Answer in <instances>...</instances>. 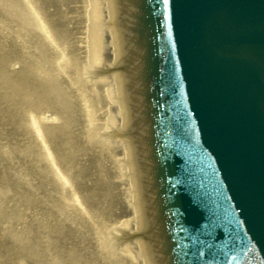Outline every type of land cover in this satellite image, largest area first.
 I'll list each match as a JSON object with an SVG mask.
<instances>
[{"label":"water","instance_id":"95a60500","mask_svg":"<svg viewBox=\"0 0 264 264\" xmlns=\"http://www.w3.org/2000/svg\"><path fill=\"white\" fill-rule=\"evenodd\" d=\"M116 1L143 236L153 264H264V0H178L181 23L171 46L181 115L174 133L177 201L168 192L176 187L167 185L156 14L151 0ZM175 204L190 219L196 243L185 236Z\"/></svg>","mask_w":264,"mask_h":264},{"label":"rangeland","instance_id":"374dc122","mask_svg":"<svg viewBox=\"0 0 264 264\" xmlns=\"http://www.w3.org/2000/svg\"><path fill=\"white\" fill-rule=\"evenodd\" d=\"M37 13L66 36L62 0H0V264H119L95 252L94 223L81 217L87 192L81 189V102H73L70 90H76L75 70L39 34ZM67 24L75 32L70 16ZM66 39L75 44L69 55L80 62L75 35ZM53 79L71 103L58 113L70 121L62 131L51 104L35 99L37 86L44 90Z\"/></svg>","mask_w":264,"mask_h":264},{"label":"bare ground","instance_id":"6f19581e","mask_svg":"<svg viewBox=\"0 0 264 264\" xmlns=\"http://www.w3.org/2000/svg\"><path fill=\"white\" fill-rule=\"evenodd\" d=\"M65 1L67 0H62L66 11L62 20L66 36L59 37L50 22L39 13L35 24L39 34L50 44L51 51L59 52L66 67L70 66L75 70L71 83L76 85V90H70L73 102L78 98L81 102V189L87 192L86 196L81 197V217L86 216L89 225L94 223L95 252L101 251L104 257L115 259L119 264H153L143 236L146 224L129 129L113 2L71 0L74 5L68 9ZM69 16L75 23V32L67 24ZM74 35L80 62L69 55L75 44L66 42L67 36ZM36 71H40L39 56ZM52 74L47 72L45 76ZM43 91L46 92L45 97ZM35 99L40 106L51 104L49 111L59 119L60 131L70 124L69 120L58 115L64 109L69 110L71 105L59 82L56 84L53 79L49 86L47 80L44 90L38 85ZM31 120L36 127L38 121L33 115ZM38 135H42L39 126ZM48 154L58 162L55 159L56 152Z\"/></svg>","mask_w":264,"mask_h":264}]
</instances>
